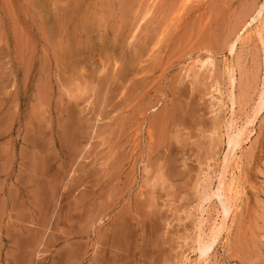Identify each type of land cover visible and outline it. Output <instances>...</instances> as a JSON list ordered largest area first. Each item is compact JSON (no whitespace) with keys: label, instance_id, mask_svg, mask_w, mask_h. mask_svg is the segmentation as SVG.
<instances>
[{"label":"rangeland","instance_id":"obj_1","mask_svg":"<svg viewBox=\"0 0 264 264\" xmlns=\"http://www.w3.org/2000/svg\"><path fill=\"white\" fill-rule=\"evenodd\" d=\"M183 1L0 0V264H197L227 126L263 89L264 0ZM74 6L96 22L68 63ZM253 129L208 264H264V110Z\"/></svg>","mask_w":264,"mask_h":264},{"label":"bare ground","instance_id":"obj_2","mask_svg":"<svg viewBox=\"0 0 264 264\" xmlns=\"http://www.w3.org/2000/svg\"><path fill=\"white\" fill-rule=\"evenodd\" d=\"M189 2H190V0H184L183 4H187ZM75 8L76 7L74 6V10H76V11L78 9H80V7H78V6H77V9H75ZM66 11H67V14H68L69 13L68 10H66ZM69 11H71V10H69ZM90 11L91 10L89 8L86 9V11L81 16H80V13H79L80 10H79V12L78 11L76 13L74 12V15L72 17H70V19L67 22L62 19L64 22L62 24L61 23L59 24L60 27H61L60 35H59V37H60L59 38V40H60L59 42H61V43H59V42L58 43L60 45H63V47H62V51L60 52L61 56L60 55H58V56H59V58H62L65 61L67 60L68 63L71 61V59H73V61H74L76 59L78 60L79 58L84 57L85 55L81 56V54H84V53H81V50H82V52H84L83 51V49H84L83 46L84 45L86 46V44L88 45V43L90 42V39L93 38V37H91L92 36L91 34H94L93 33V28H95L94 27V23L96 21L94 22V18L95 17L93 18V15L95 13L93 14ZM70 14H73V13L71 12ZM263 18H264V5L262 6V8L258 12V14L255 16V18L252 17V21L250 22L249 25H251V26L254 25V24L262 25V23H263L262 19ZM64 19H65V17H64ZM58 21H61V17H60V19ZM60 27H59V29H60ZM118 31H120V30H118ZM125 33H127V32H125ZM124 39L125 38H123V40ZM233 44H234V42H233ZM263 45H264V42H263ZM57 47H59V46H57ZM140 48H138L137 51L139 50L138 52L141 55V53L143 51L141 52ZM58 50H60V48ZM231 51L233 52V50H231ZM55 53H56V51H55ZM138 57H139V55H138ZM207 58H209V57H207ZM140 59H141V57H139V60ZM79 61L80 60H78L77 63H79ZM67 62L66 63L63 62V63L68 64ZM83 62H85L84 58H83ZM83 62L81 61L80 64L83 63ZM210 62L211 61H207L206 62V60H205V62L204 61L203 62L200 61L199 62L200 63V68L202 69V67H207L209 64L212 63V62L211 63ZM132 65H130V67H133ZM212 65H213V63H212ZM74 66L75 65H73L72 67H74ZM80 66H82V64L79 65V67ZM67 68H70V67H67ZM126 69H124V70L126 71ZM203 69H205V68H203ZM74 70L77 72L75 67H74ZM74 70H72V68H71L72 72ZM227 71H228V75H229L230 87L233 89V90L231 89L232 90L231 91V95L233 97L234 96L233 92H234V89H235V84L237 82V76H236L237 75V70L234 68V65H233V67L231 66V68L229 70H227ZM127 73L128 72H126V74ZM74 74H76V73H74ZM230 98H231V96H230ZM259 99L260 100H259L257 106L254 109V112H255L254 117H251L250 119H247L246 121H244L243 124H240L233 117V119H231L232 121L227 126V129H228L227 130V135H226L227 136L226 137L227 138V150H226V153L224 155L223 166H222L218 176L216 177L217 178V187H216V189L214 191L211 189V191L209 190L210 192L208 191V193L206 192L204 195H202L203 196V198L201 199L202 202H201V205L198 207V214H199V216L197 217L198 218L197 219V230H198V238H197L198 241H197V244H198V246H197L196 251L198 250L199 257H198V260H197V264H208L209 252H211V250H212L213 246L215 245V243L222 236V234L225 231H227V229L229 227V223L228 222H229V219L232 216L233 211H234V209L236 207L235 200L237 199L236 198L234 200V189H233V184H234V180H235L234 175L235 174H234L233 171H229V168H231V164L233 162H236L237 160H239V158H240V156H239L240 153L239 152H242V150H243L244 146L246 145V143L251 141L252 133H253V131H255L254 130L255 128L253 129V127L255 126V124L257 122V119L260 116L261 112L264 110V85H263V89L261 91V94L259 96ZM233 105H234V102H233ZM254 112H253V114H254ZM237 171H238V169H237ZM207 179H208V177H207ZM207 181H209V180H207ZM228 182H229V184H228ZM208 185H209V183H208ZM228 185H229V188H227ZM214 197H216V198L218 197L219 206H220L221 210H220V212L217 213V219L215 220L214 225L210 229V233H209L208 237L204 238L203 234L205 233V224H206V215H207V209H206L205 203L209 202V201L211 202V200ZM186 261H189V257H186Z\"/></svg>","mask_w":264,"mask_h":264}]
</instances>
